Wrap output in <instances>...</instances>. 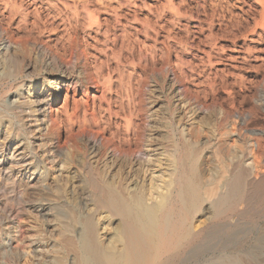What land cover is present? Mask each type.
Here are the masks:
<instances>
[{
	"label": "rangeland",
	"instance_id": "rangeland-1",
	"mask_svg": "<svg viewBox=\"0 0 264 264\" xmlns=\"http://www.w3.org/2000/svg\"><path fill=\"white\" fill-rule=\"evenodd\" d=\"M2 27L10 44L0 36V99L25 77L23 57L36 65L29 79L34 82L26 86L29 99L34 86L40 91L49 78L43 68L53 59L50 48L72 58L79 72L88 59L89 98L71 91L68 116L61 109L60 121L66 138L94 133L107 150L106 162L115 160L114 172L132 151L141 153L146 184L151 176L158 184L168 170H177L189 149L198 151V170L207 183L218 177L220 162L229 164L237 146L254 161L249 138L264 133V0H0ZM63 66L58 60L55 68ZM0 118L1 147L12 122L5 110ZM20 120L28 122L26 116ZM28 133L16 144L30 159L13 163L14 178L0 179V264H78L83 217L95 215L104 244L118 228L97 208L85 183L84 172L97 164L82 145L32 150ZM43 138L56 140V132ZM257 168L253 180L264 175Z\"/></svg>",
	"mask_w": 264,
	"mask_h": 264
},
{
	"label": "bare ground",
	"instance_id": "bare-ground-1",
	"mask_svg": "<svg viewBox=\"0 0 264 264\" xmlns=\"http://www.w3.org/2000/svg\"><path fill=\"white\" fill-rule=\"evenodd\" d=\"M8 33L6 28L0 29L2 40L9 41ZM50 51L53 59L43 68L49 78L43 81L40 91L37 85L34 86L33 99L26 96V86L34 82L29 79L34 76L36 65L31 59L26 62V57L20 61L25 66V77L13 85L7 97L0 99V112L5 110V116L12 122V132L0 147V179L14 178L16 167L13 163L20 158L24 163L30 159L25 152H19L21 144H16L26 132L34 137L30 145L32 150L48 144L51 151L56 148L55 144L59 148L61 144L70 145L73 149H81V145L87 148L97 166L94 169L87 168L84 172L85 183L94 196L97 208L105 210L109 221L115 220L118 228L113 240L104 244L98 236L95 215L83 217L77 232L78 245L75 250L80 264H264V175L258 180L252 179L254 167L259 170L262 169L260 166L264 168V133L249 136L251 146L248 149L254 161L237 146L228 154L229 164L220 160L218 177L208 183L204 182L206 178L203 181L200 176L197 150L194 149L186 151L177 170H168V175L158 184L154 183L153 176L149 184L140 178L144 166L140 152L132 151L128 160L120 161V172H114L115 160L106 162L107 150L103 152L105 146L103 143L99 145L94 133L82 130L66 138L67 130L60 121L61 109L68 116L67 103L71 91L74 96L82 92V96L89 98L90 90L84 80L86 75L92 81L88 59L84 57V68L87 69L79 72L73 66L72 58L62 50L50 48ZM10 58L4 57L5 64H9ZM58 60L63 67L55 68ZM63 92L64 104L57 108ZM48 105L50 107L47 108ZM20 116H26L28 122L24 123ZM225 118L222 119L227 123L229 119ZM47 119L50 123L48 126ZM223 122L221 120V124ZM62 126L64 130L59 129ZM55 132L56 140L52 138L50 142H44V135L51 137ZM88 132L92 135L80 138ZM11 148L13 151L7 156ZM111 152L116 156V149L111 148ZM256 175L258 177L257 172ZM86 206L82 205L81 209Z\"/></svg>",
	"mask_w": 264,
	"mask_h": 264
}]
</instances>
